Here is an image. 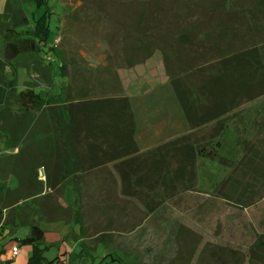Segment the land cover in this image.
Here are the masks:
<instances>
[{"label": "trees", "instance_id": "trees-1", "mask_svg": "<svg viewBox=\"0 0 264 264\" xmlns=\"http://www.w3.org/2000/svg\"><path fill=\"white\" fill-rule=\"evenodd\" d=\"M19 1L6 0L0 9V153L17 150L15 154L0 159V236L4 231L13 234L23 227L29 228L26 237L12 240L19 247H31L27 264L62 262L60 257L48 259L45 256L51 246L47 245L46 231L41 227L47 220L41 196L45 189L51 193L58 192L79 172L113 164L119 174L123 194L143 198L145 211L152 214L165 201L172 202V206L189 202L185 197L197 192L199 158L219 160V163H228L232 168L230 162L218 159L220 138L237 110L264 98V45L225 48L213 61L189 55L192 58L185 68L178 69V74L170 73L169 81L190 133L140 153L135 140V117L128 97L94 98L68 94V91L75 90L72 85H68L66 97L61 92L46 98L34 89H19L20 70L33 74L48 88L56 86L53 65L45 63L46 58L56 52L49 43L52 11L48 0H23L34 6L31 14L17 3ZM134 1L139 4L128 39L137 40L140 47L134 46L130 64L138 60L135 51L144 50L150 54L143 44L151 38L149 32L153 30L148 24L150 15L144 4L147 0ZM260 6L264 9V0ZM41 8L45 11L38 17L36 14ZM29 17L34 21L33 28H30ZM208 32L204 34L208 40H221L227 35L217 27ZM229 36L238 38L235 33ZM194 39L188 35L183 40L186 45H195ZM188 53L195 54L194 51ZM197 63L200 66L194 71L201 77L197 95L202 101L195 103L184 75L189 74L190 66ZM61 70V76L67 77L64 66ZM208 126L211 128L204 135L199 137L196 134ZM41 144L47 149L38 152ZM32 149L37 158L31 154ZM244 164L257 174L231 177L232 184L243 187L240 192L232 191L230 194L244 207H251L264 199V155L259 161L244 160ZM39 170L45 173V182L39 180ZM12 178L17 181L15 189L10 187ZM73 190L74 201L69 208L62 209L55 204L51 208L55 218H72V230L62 241L80 242L85 234L81 195L75 184ZM218 192L223 194L222 189ZM215 202L219 214L220 202ZM77 227L78 231L75 230ZM105 237L100 235L94 242L103 241ZM81 247L79 259L84 262L91 259L95 263L96 259L88 248L83 244ZM256 247L264 249V234ZM2 254L4 250L0 249V256ZM5 262L9 264L10 261Z\"/></svg>", "mask_w": 264, "mask_h": 264}, {"label": "rangeland", "instance_id": "rangeland-1", "mask_svg": "<svg viewBox=\"0 0 264 264\" xmlns=\"http://www.w3.org/2000/svg\"><path fill=\"white\" fill-rule=\"evenodd\" d=\"M5 2L6 0L0 1V9L4 7ZM262 2L263 0H147L144 4L150 15L148 24L153 30L149 32L151 38L145 41L143 47L149 49L150 54L143 52L144 50L135 51L134 54L138 53V60L130 64L134 46L140 47L137 40L128 39L129 30H132L131 27L135 24L139 3L134 0H48L52 11V35L49 43L56 52H52L50 59L47 57L45 63L53 65L56 86L46 92L47 88L37 84V78L35 79L33 74L20 70L18 87H32L46 98L59 95L60 92L63 97L70 92L73 95L94 98L109 94L127 95L138 111L158 89L168 88L170 73H177L179 68H185L194 55L203 61H213L225 48L263 46L264 9L260 6ZM17 3L28 14L34 10L32 4L23 0ZM44 11L45 9L41 8L36 15L40 17ZM29 18L30 28H33L34 21ZM213 27L227 35L216 41L204 38V34L210 33L208 31ZM234 33L237 34V39L229 36ZM188 35L196 38V46L186 45L183 39ZM1 46L0 37V49ZM190 51L195 54L188 53ZM61 66L65 67L67 77L61 76ZM199 66L200 63L191 65L189 74L184 75L186 86L195 103L202 101L197 95V85L201 77L194 71ZM65 85H72L75 90H67V94V91L61 90ZM263 109L264 98L242 107L232 116L230 129L220 141L219 157L232 161L239 158L236 135L233 132L238 134L245 128V137L252 139L257 132L258 123L264 119ZM8 155L10 151H3L0 158ZM199 166L198 189L210 195L217 194L226 175L225 168L218 160H202ZM39 178H44L43 172L39 173ZM89 179V183L94 182L93 178ZM75 180L76 178L67 182L63 187L70 186ZM16 186L17 181L12 178L10 187ZM62 188L56 193L44 194L48 212L52 213L51 206L63 200L65 188ZM81 194V203H85L86 215H91L83 222L85 234L82 243L94 249L90 243L91 237L100 232H108L112 242L107 246L109 250L127 246L129 251L133 249L130 255H118L122 261L113 255L104 258L106 252L103 254L101 250L97 264H220L221 261L212 257L210 251L227 245L224 228L228 227L230 222V226L234 225L237 220L248 227H254L258 214L264 210L263 200L256 208L241 212L240 216L235 212L231 219L226 215L223 217L220 210L219 214L216 211V214L208 219L195 222L190 215L178 214L169 206L162 207L154 214H148L142 203L136 201L126 205L134 221L132 224H127L122 215H117V223L107 225L105 219L96 215L91 207L95 202H99L100 193L86 190L85 193L80 191ZM71 196L72 193H66V201H70ZM216 198L219 201L222 195L218 194ZM41 227L46 231L45 237L47 235L49 239H54L55 236L64 238L72 230L71 224L65 222H43ZM181 227L189 228L192 235L188 238L191 239L173 238L174 231ZM75 230L78 231V227ZM62 244L65 248L70 247L67 241H62ZM23 247L28 248H25L27 254L23 253V264H27L31 247L30 250L29 246ZM79 250L78 247L76 254ZM51 251L46 255L49 259L55 258L58 250L55 248ZM80 260L73 255L67 264H80ZM9 261V264L15 263Z\"/></svg>", "mask_w": 264, "mask_h": 264}, {"label": "crops", "instance_id": "crops-1", "mask_svg": "<svg viewBox=\"0 0 264 264\" xmlns=\"http://www.w3.org/2000/svg\"><path fill=\"white\" fill-rule=\"evenodd\" d=\"M179 70L181 71V68H179ZM21 79H20V84L22 83ZM36 83L37 84L39 83L43 87L47 88L46 92H49L50 89L52 90V88H48L44 83H41L37 80ZM28 88L34 89L32 87H26L24 89H28ZM63 89L66 92L68 90V85H65ZM111 95L112 94L105 96H111ZM114 96H126L129 98V96L127 95H114ZM129 99L132 104V109L136 122L135 140L140 150V153L151 151L162 144H165L169 141H172L174 139H177L183 135L190 133L188 122L176 99V95L170 85V82L168 88H163L160 90L158 89L156 93H154L153 97L148 99L149 101L144 102L143 106L141 107V109L139 108L138 111L135 108L132 99L131 98ZM246 105H250V104H246ZM239 110H237L234 114L239 112ZM232 116L229 120L228 129H230V125L232 123L231 121ZM210 128L211 126L200 129L196 134H198V136L201 137L202 135L205 134V132H208ZM233 133L236 135V144L239 151V158L236 161H232L225 158H221L219 157L218 154V159L228 161L232 164V168H230L228 163L226 165L220 163V165L225 168L226 175L224 176V179L219 185V189H218V191L222 189V193H223L222 199L220 200L218 199L219 200L218 203L220 202L221 204L220 210L223 214V217L224 215H226L228 219H231L232 215L234 216L235 212L238 213L237 216H240L241 212L256 208L264 200V199L261 200L255 206L244 207L241 203L233 199L230 194L232 191L240 192L243 187L241 185H236L237 183L232 184L231 177L242 176L245 174H257V172H253L252 170L248 169L245 166L244 160L259 161L260 159H262L264 155V119L263 121L258 123L257 132H256L257 134L255 133L252 139L250 138L247 139L245 137L246 135L245 128H242L240 132H238V134L235 132ZM224 134L220 138V141L223 138ZM36 141L37 140L33 141V143H35ZM47 146L43 147L42 144L38 145V152L46 150ZM16 152L17 150L10 151V155L15 154ZM31 154L33 156L35 154V158H37V153H35L34 149H32ZM202 160H209V159L199 158L197 162L198 170L200 167L199 163ZM40 172H43V170H39V173ZM75 178L76 180L74 181V183H72L70 186L62 188V190L65 188L64 189L65 194L69 192L72 193L71 200L66 201L64 194L63 200L60 203H55V205H60L62 209H67L73 204L74 201L73 184L77 186V190L79 192L82 191L83 193H85L86 190H95L98 193H100V196L97 194L99 196V202L98 201H97L98 203L95 202L91 207H92V211L96 215H98L102 219L103 218L105 219L107 225H112L114 223H117V220L115 221V219L118 218L117 215H122L124 221L127 222V224L128 223L132 224V222L134 221L132 215L129 213L128 206H126L128 204L137 201L139 203H142L144 208L143 198H135L123 194V186L121 184L119 174L117 173L113 164H108L91 171L79 172L71 180ZM89 178H93L92 180L94 182L89 183L90 180ZM39 180L45 182V173H44V178L43 179L39 178ZM218 191L217 194H213V195L200 191L198 189V182H197V192L190 193L189 196L185 197V200L186 201L189 200V202L185 204L181 203V205L179 204L176 206H172V202L165 201L161 206H159V208L154 213L158 212L164 206H169L176 213L181 214L183 216L188 214L192 217V219H194L195 222L196 221L200 222L203 219H208V217L216 214L215 201L217 199L216 197L219 194ZM47 192L50 191L45 189L44 194H46ZM44 194H42L41 197H44L45 196ZM84 206L85 203L84 202L81 203L83 222H85L86 221L85 218L89 216L86 215ZM178 207H180V209ZM46 213H47L46 222H65L70 224L72 222L71 217L55 218L51 212L47 211V209H46ZM230 223L228 224V227L224 228V232H226L227 245L223 247H219L215 251H210L211 256L215 257L218 261L220 260L221 261L220 264H264V249L256 247V244L260 236L264 234V210H262L258 214L257 223L254 224V227L253 226L248 227L247 224H241V222L238 220L232 226H230ZM28 234H29L28 227H23L21 229H18L13 234H10V232L8 231H4V235L0 236V249L4 250V254L0 256V263L11 260V261H15L14 264H23V253L25 252L27 254V252L25 251L26 250L25 248L27 247H23V246L19 247L18 244L12 240L14 238L23 239ZM173 234H174L173 238L175 239H180L184 237L188 238L192 235V233L190 234L188 227L186 228L181 227L180 229L174 231ZM100 235H106V237L104 238L105 240L94 242V240H96ZM45 240L47 245L51 246V248L46 252L45 256L47 255V253L52 252L51 250L57 248L58 251L55 257H60L62 259V262L60 264H67L68 261L72 259L73 255L78 257L82 249L81 245L83 244L82 243L83 240H81L80 242H75L70 240L67 241L70 247L65 248L62 244L63 237L55 236L54 239H49L46 235ZM90 243L92 246H94V249H90L88 248V246H85L84 244L83 245L86 248H88L91 254L95 257L96 262L93 263V260L91 259L87 260L89 261V263L87 261L84 262V260H80L81 261L80 264H97L98 261L97 258L99 257V253L101 250L103 251V254L106 252V255L110 254L117 257L119 254L130 255L132 254V250H133L130 249L129 251L128 246L114 247V249L109 250L107 246L111 245L112 242H111V235H109L108 232L107 233L100 232L93 235L90 239ZM16 247L20 249V254L15 257L13 256V249ZM78 247L80 248V250L79 253L76 254ZM70 248H72L71 249L72 251H70Z\"/></svg>", "mask_w": 264, "mask_h": 264}, {"label": "built area", "instance_id": "built-area-1", "mask_svg": "<svg viewBox=\"0 0 264 264\" xmlns=\"http://www.w3.org/2000/svg\"><path fill=\"white\" fill-rule=\"evenodd\" d=\"M20 254V249L18 248V247H16V248H14L13 249V256H17V255H19Z\"/></svg>", "mask_w": 264, "mask_h": 264}]
</instances>
